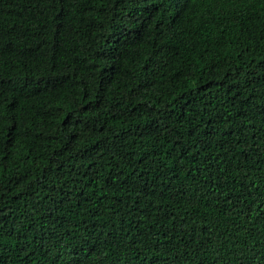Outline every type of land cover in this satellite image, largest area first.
<instances>
[{"label":"trees","instance_id":"1","mask_svg":"<svg viewBox=\"0 0 264 264\" xmlns=\"http://www.w3.org/2000/svg\"><path fill=\"white\" fill-rule=\"evenodd\" d=\"M0 264H264V0H0Z\"/></svg>","mask_w":264,"mask_h":264}]
</instances>
